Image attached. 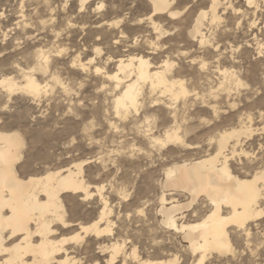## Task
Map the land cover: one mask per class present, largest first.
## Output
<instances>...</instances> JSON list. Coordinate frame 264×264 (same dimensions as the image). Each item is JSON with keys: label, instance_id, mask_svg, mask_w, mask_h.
Returning <instances> with one entry per match:
<instances>
[{"label": "rangeland", "instance_id": "1", "mask_svg": "<svg viewBox=\"0 0 264 264\" xmlns=\"http://www.w3.org/2000/svg\"><path fill=\"white\" fill-rule=\"evenodd\" d=\"M219 1L220 18L212 24L207 18L202 28L211 43L199 47L184 41L198 12L208 9L207 0L175 2L172 8L180 11L179 15L161 21L167 30L165 39L158 38L145 20L136 24L135 19L144 18L149 11L147 0H93L83 8L77 0H0V79L8 76L21 83L20 69L31 65L41 50L64 84L38 75L46 84L39 101L19 90L7 94L0 86V129L18 131L26 143L20 172L25 176L40 174L83 161V178L89 189L102 186V199L99 194L87 199L63 195L65 218L73 226L62 229L56 224L53 236L69 240L77 232L83 234L79 226L98 219L102 202L108 205L111 231L99 238L87 235L67 240L65 250L49 264H58L66 256L70 261L64 264H110L112 243L122 249L112 264H140V259L158 263L175 257L178 264L189 263L180 235L160 226L162 216L157 210L162 193L179 202L188 200L162 188L166 167L213 153L217 136L233 128L251 132L241 134L236 154L229 161L231 169L251 174L264 167V0L251 4L247 0ZM100 3L104 6L98 8ZM113 21H119L118 25ZM150 42L153 47L166 45L154 50L148 46ZM139 50L152 63L165 58L172 61L176 70L181 69L176 77L183 80L189 93L177 98L173 110L168 111L151 102L144 92L145 104L119 117L111 108L110 90L103 87L107 82L93 72V65L109 73L115 70L118 57ZM72 57L83 62L92 58V70L72 68ZM176 127L184 141L199 147L192 150L178 143L151 141L153 133L162 137L164 130ZM201 202L185 210L187 219H195L192 212L196 218L205 214ZM145 204L144 215H138ZM250 234L233 230L231 251L213 253L204 264H264V218L251 223ZM134 248L136 258L132 256Z\"/></svg>", "mask_w": 264, "mask_h": 264}, {"label": "bare ground", "instance_id": "2", "mask_svg": "<svg viewBox=\"0 0 264 264\" xmlns=\"http://www.w3.org/2000/svg\"><path fill=\"white\" fill-rule=\"evenodd\" d=\"M91 1L93 2V0H77L80 8H83L85 4ZM178 1L179 0H147L148 3H145L148 4V7L145 6V8L147 7L149 11L144 18L135 19L136 24H141L145 20L158 38L165 39L167 37V30L162 28V18L175 19V17L179 15L180 11L172 8L173 4L175 5V2L178 3ZM193 1L196 0H192V2ZM207 1H209L208 9H201L188 27L186 40L184 41L183 39L185 43H196L199 47L210 45L211 40L207 36L209 34L206 35L202 28L206 26L204 22L207 18L211 24L220 18L217 12L218 6L220 7V1ZM253 1L254 0H252V2ZM247 2L249 3V0H247ZM102 6L104 5L100 3L97 7L101 8ZM118 22L119 21H115L113 24L118 25ZM120 30L121 29L118 31ZM180 36L182 37V34L178 37ZM164 44L165 42H163L162 45L161 43L160 45L157 43V45L153 47V43L150 42L148 46H150V49L157 50L158 48L161 49ZM215 46H217V44ZM178 48L179 47H177V49ZM97 49L96 52H98ZM170 49H172V47ZM185 52H187V49ZM34 57V61L32 60L31 65L28 63V67L26 66V68L22 67L20 69L22 73L21 83H17L13 77H1L0 86L7 94L19 90L24 92V94L29 96L32 100L39 101L42 92L45 91L43 88H45L46 84L43 85L42 82L39 81L40 78L37 77L38 75H47L64 86V84L59 81L58 76L55 75L57 71L55 72L52 65L50 67L48 56L45 55V52L41 50L37 51ZM92 60L93 59L90 58L88 61L83 62L79 58L73 59L72 57V60H70L71 63H69L72 68L77 67L81 72H88L92 70L90 69V65L93 63ZM109 60H112V58H109ZM150 60L148 55L139 50L118 57L114 63L116 66L115 70L109 73L108 71H102L101 67L93 65V72L101 74L104 78V82L108 83L103 84V87H106L108 89L107 91L110 90L112 98L110 99L112 103L111 108H113V112L116 116L125 117L132 111L136 112L142 102L146 100H143L144 92H147L146 94H148L151 102H154L155 105L158 103L163 105L168 111L173 110L172 105L177 101V98L179 99L180 96H186L187 93H189V90L187 91V88L184 86L183 80L176 77L181 69L179 71L176 70V68H174L175 64L172 61L165 58L161 59L159 62L152 63ZM97 69H100L99 73H97ZM234 79L233 81H236ZM62 89L66 91L65 87H62ZM171 113L174 115L175 111ZM248 132H251V130L242 131L234 128L223 130L217 136L218 138L215 142L216 150L213 153H205L191 160H182L180 163H173V165L166 167L164 171L165 179L162 182V188L169 192H178L188 198L186 202H179L175 198H168L162 193L159 198L160 207L157 210L162 216L160 226L162 225L168 232L173 231L180 235L179 237L182 243L184 242L186 244L185 246L191 261L187 263L183 260L185 262H183V264H200L201 258H204L205 263L206 259L213 253L224 255L230 252L232 246V231H242L246 236L250 237L251 223L260 221L264 218V216L260 215L261 212H264V167L257 168V170L251 174H237L235 173V169L234 171L231 169L229 162L236 154L241 134H246ZM153 134L150 138L151 141L156 144L165 145L178 143L186 149L192 150L199 147L197 144L184 141L183 135L180 136L178 132V127L164 130L162 137L154 136ZM25 146L26 143L21 133L18 131H4L0 129V209L3 208V205H8L9 208L15 207L17 212L24 216L25 220L24 226L21 228L17 224V219H10L13 217L11 211L6 209L0 210V264L51 263L56 255H60V252L65 250L64 244H66L68 240L67 238L56 239L54 236L56 235L55 231L57 229H54V226L58 224L62 229L73 226V224L66 221L67 218H65L66 210L63 195H67L68 193L70 195L72 194L85 198L99 194L98 196L102 199V186H96L92 191L89 189L88 182L86 183L84 180L83 166L86 163L83 161L67 165L57 170H45L40 174L31 173L26 176L23 175L18 165L23 158ZM241 151L244 152L243 149H241ZM57 173L59 174L58 176L56 175ZM76 189H86V191H77ZM199 201H202V205L204 204L205 214L196 218V212H192L194 213L193 217H195V219H187L188 217L184 213L185 210L191 209V207L198 204ZM102 203L103 207H101L102 209L98 219L89 224L80 225L79 228L83 234L81 233V235L77 232L75 235L69 236V240L83 239V237L87 235H93L99 238L102 234L111 231L109 219H107L106 216L108 211L106 208L108 205L106 202ZM230 217H234L238 220H245L247 217L252 218L247 219L243 227H241L238 224L233 225L227 223ZM103 220L107 222H104L105 225L101 226ZM169 220L173 222L174 227L167 226ZM75 224L76 223H74V225ZM83 229H88V231H83ZM160 244L162 245V243ZM121 250L120 245L116 243L111 244L110 264L116 262L115 259L118 253H121ZM131 251L132 256L136 258L137 250L134 248ZM67 261L70 260L66 256L64 259L59 260L58 264H64ZM139 262L140 264H176L177 257L172 260L160 261L158 263L149 259H140ZM122 264H124V262Z\"/></svg>", "mask_w": 264, "mask_h": 264}, {"label": "snow or ice", "instance_id": "3", "mask_svg": "<svg viewBox=\"0 0 264 264\" xmlns=\"http://www.w3.org/2000/svg\"><path fill=\"white\" fill-rule=\"evenodd\" d=\"M249 3L251 4L252 3V0H249ZM97 51L99 52V49H97ZM202 67H204L205 65H201ZM100 72V69H97V73H99ZM119 114V113H118ZM57 176L59 175L58 173L56 174ZM77 191H86V189H76ZM85 199H87V197H85ZM147 207V205L145 204V205H143L140 209H139V211H138V215H140V216H143L144 215V209ZM4 209H6V210H8V211H11L12 213H13V217H11L10 219H17V224H18V226L19 227H21V228H23V226H24V222H25V220H24V216L23 215H20L18 212H17V209L15 208V207H12V208H9V206L8 205H3V208L2 209H0V210H4ZM260 215L261 216H264V212H261L260 213ZM252 217H247V218H245V220H238V219H236V218H234V217H230L229 218V220L227 221V223H231V224H233V225H239V226H241V227H243V225H244V223H245V221L247 220V219H251ZM167 226L168 227H174V224H173V222L171 221V220H169L168 221V223H167ZM83 231H88V229H83ZM178 231H179V229H178ZM262 247H264V245H262ZM177 264H178V262H177ZM200 264H204V258H201V260H200Z\"/></svg>", "mask_w": 264, "mask_h": 264}]
</instances>
